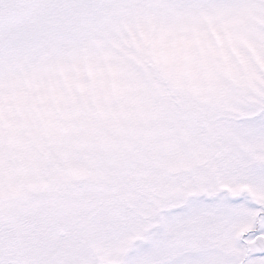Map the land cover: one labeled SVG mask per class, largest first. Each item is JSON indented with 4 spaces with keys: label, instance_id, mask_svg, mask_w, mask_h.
<instances>
[{
    "label": "snow or ice",
    "instance_id": "1",
    "mask_svg": "<svg viewBox=\"0 0 264 264\" xmlns=\"http://www.w3.org/2000/svg\"><path fill=\"white\" fill-rule=\"evenodd\" d=\"M0 264H264V0H0Z\"/></svg>",
    "mask_w": 264,
    "mask_h": 264
}]
</instances>
